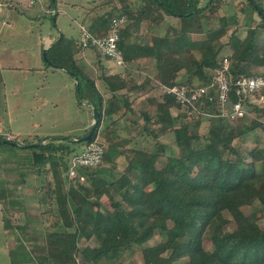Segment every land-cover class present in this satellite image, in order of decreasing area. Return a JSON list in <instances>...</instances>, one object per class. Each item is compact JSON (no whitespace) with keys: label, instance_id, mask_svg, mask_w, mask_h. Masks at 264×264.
<instances>
[{"label":"trees","instance_id":"trees-1","mask_svg":"<svg viewBox=\"0 0 264 264\" xmlns=\"http://www.w3.org/2000/svg\"><path fill=\"white\" fill-rule=\"evenodd\" d=\"M50 1V7L55 9V1ZM255 2L264 12V7ZM223 3L224 0H142L132 13L129 5L123 4L116 12L96 15L86 26L104 35L110 30L111 17L119 13L137 24L146 20L153 28L162 23L165 14L177 17L178 24H169L165 33L156 34L151 42L131 38L132 23L127 22L121 30L119 46L126 61L153 58L160 83H212L224 55L230 59L234 78L256 74L254 68L264 65V41L260 39L264 17L246 0L251 7V11L242 7L247 19L246 34L242 37L234 30L225 41L228 27L238 24L240 15L222 14ZM252 11L260 16L256 24ZM53 14L57 16L58 12ZM227 44L231 51L223 52ZM82 49L78 39L63 33L47 48V55L58 67L78 76L79 103L86 100L98 108L95 132L89 140L80 142L88 143L98 136L106 116L116 122L133 110L130 91L140 84L124 91L129 86L128 76L121 72L102 73L105 88L110 91L105 96L95 77L80 64L77 55ZM183 69L189 76L179 81ZM259 97L260 93L256 94ZM232 98L236 99L234 91ZM203 101L204 109L220 107L214 88L203 96ZM155 103L154 114L142 112L143 130L156 139V147L126 146L125 142L132 138L107 137L109 144L102 162L111 163L105 169L113 172L119 166V155L127 160L123 172L113 179L103 173L101 163L81 166L84 180L80 176L70 178V161L77 148L67 142L69 135L38 136L19 145L12 143L19 142L18 137L9 139L0 133L1 151H27L31 169L45 174L44 183L38 188L43 232L31 229L28 221L11 216L10 208L18 206L3 209L4 226L15 238L9 249L11 264H90L102 260L119 264L123 253L134 243L142 247L144 264H264V226L260 223L264 217V146L257 144L244 155L235 145V139H242L256 126L264 128V103L248 100L249 113L235 120L233 126L223 117L192 111L164 91ZM251 106L254 118L249 119ZM119 112L121 115L115 118ZM195 114L197 121L193 122ZM205 117L210 122L203 135L200 124ZM167 135L180 148L179 153H166L167 143L162 137ZM33 142L39 144L29 146ZM161 156L166 160L159 165ZM4 161L8 162V158L3 156ZM13 161L21 162L19 158ZM19 174L24 182L25 172ZM114 191L121 197L117 198ZM105 195L110 206L104 205ZM7 196V189L2 187L0 200ZM10 202L21 204L17 210L25 208L20 198ZM206 234L211 239L209 246L204 244ZM153 238L156 243L151 242ZM82 239H95V244L89 242L82 247Z\"/></svg>","mask_w":264,"mask_h":264},{"label":"rangeland","instance_id":"rangeland-1","mask_svg":"<svg viewBox=\"0 0 264 264\" xmlns=\"http://www.w3.org/2000/svg\"><path fill=\"white\" fill-rule=\"evenodd\" d=\"M264 7V0H257ZM29 0H19L17 6L10 7L2 14L3 23H0V68L3 74L4 81L0 82V117L3 123L0 122L1 132L8 136L6 131L13 120L15 126H28L32 129V125H36V131H40L41 136L53 135H69L72 138H77L86 134L93 121L94 110L86 100L79 103L77 96V80L67 69L46 65L44 62L43 49L49 46L48 38L56 40L60 31L67 36H78L81 29V22L90 15H100L104 12H116V9L123 4H128L130 12L136 11L142 0H55L53 7L58 15L56 23L53 20V13L50 7V0H37L33 4L28 3ZM123 2V3H122ZM221 7V13L231 15L237 13L240 15V22L228 27L227 33L223 39L227 41L235 30L239 36H244L248 26L245 24L247 19L242 7L251 11V7L246 4V0H224ZM256 24L260 21V16L256 11H252ZM128 15L129 12H128ZM165 19L156 27H151L146 20L139 24L128 19L127 22L132 23L130 26L134 31L131 38L135 40L151 42L156 34L165 33L169 24H178L179 19L173 15L165 14ZM12 22L13 26L9 23ZM217 25V23H216ZM155 26V25H154ZM261 41H264V33H261ZM80 36V35H79ZM231 46L227 44L223 52H230ZM82 52V51H81ZM98 53V56H97ZM93 53L94 57L91 60L83 59L81 64L84 66L87 73L95 77L96 82L105 96L110 95V91L105 88V83L101 74H111L117 69L123 68L121 74L128 76L129 86L124 89L131 90L132 85L138 86L130 91V95L134 96L133 110L126 115H121V112L115 114V118L120 116L119 120L114 122L111 116H106L103 119L99 129L98 138L103 140L105 146H108L107 137L111 138H132L131 142H125L126 146H139L145 148L156 147V139L143 130L145 117L143 110H148L150 113L156 112V101L163 95L160 83L156 76L155 61L151 57L139 58L131 63L125 64V67L120 65L105 66L99 63V52ZM97 60V61H95ZM112 60V59H111ZM95 61V62H93ZM255 73L264 72V65H259L254 68ZM189 73L183 69L178 75L179 81L187 80ZM136 84V85H135ZM250 107L249 119L254 118V112ZM177 112V109H174ZM196 114L193 122L197 120ZM33 120L34 122H32ZM31 122V126L30 123ZM209 119H202L200 124V133L206 135L208 132ZM228 125H234L235 121H227ZM32 127V128H31ZM34 128V129H35ZM37 136L27 132H21L18 136L20 143L34 141ZM12 138H15L12 135ZM167 143L166 153L177 154L180 148L173 142L171 135L162 137ZM59 141V140H58ZM64 141V140H62ZM206 142L205 138H202ZM70 146L76 150H81L86 143H80L75 140L67 141ZM260 144L264 146V128L256 126L254 129L247 132L242 139H235V145L240 151L247 155L252 147ZM17 154H12L9 151L0 150V189H7V198L0 200V264H11L9 249L15 244L14 234L11 230L5 228L3 223V209L18 206L13 205L10 200L20 198L24 201V209L10 208L12 217L28 221L31 229H36L38 232L44 231L43 222L41 221V208L39 204L40 193L38 188L44 183L45 174L37 173L31 169V164L26 160L27 151L18 150ZM28 155V154H27ZM3 156L8 158V162H3ZM20 159L21 162L14 163L15 159ZM119 166L110 172L106 170L111 162H101L100 168H104L103 173L109 179L119 176L127 163L124 155L116 157ZM7 160V159H6ZM165 156H161L158 164L165 163ZM10 162V163H9ZM18 167V168H14ZM20 171L25 172V181L21 182ZM117 198L120 194L114 191ZM104 205L110 206L108 196H103ZM14 210V211H13ZM260 223L264 226V217L260 219ZM95 244L93 240H81V246ZM156 243V239L151 240ZM205 246L211 244L209 234L204 236ZM141 245L134 243L123 253L119 264H144ZM90 264H110L106 260L100 263Z\"/></svg>","mask_w":264,"mask_h":264},{"label":"built area","instance_id":"built-area-1","mask_svg":"<svg viewBox=\"0 0 264 264\" xmlns=\"http://www.w3.org/2000/svg\"><path fill=\"white\" fill-rule=\"evenodd\" d=\"M37 0H29L31 4ZM52 13L55 9H51ZM128 17L124 13L115 14L110 20V30L104 35L92 32L88 26L82 25L79 36V43L83 48H94L103 55L112 59L117 65L123 66L126 63L123 50L119 46L121 30L127 24ZM162 90L172 94L182 104L191 107V110L208 116H220L226 120L235 121L247 113L248 100L264 103V73L243 75L234 78L231 73V62L228 56L224 55L220 65L215 69L212 83L205 85H189L186 83L166 84L162 83ZM211 88L217 92L219 109H204L203 96L207 95ZM236 99L232 98V93ZM260 93L257 99L256 94ZM7 138L12 139L8 134ZM105 144L103 140L96 137L77 150L71 157L68 175L70 178L80 176L81 166L95 167L103 160ZM85 179L84 175L80 176Z\"/></svg>","mask_w":264,"mask_h":264},{"label":"crops","instance_id":"crops-1","mask_svg":"<svg viewBox=\"0 0 264 264\" xmlns=\"http://www.w3.org/2000/svg\"><path fill=\"white\" fill-rule=\"evenodd\" d=\"M19 2V0H0V23L2 22L3 23V18H4V16L2 17V14L4 13V12H6L10 7H14V6H17L16 5V3H18ZM29 4H31L30 2H28ZM52 9V8H51ZM96 15H90V17H89V19L88 18H85L86 20H84V21H82L80 24H81V27H82V25H90V23H91V21L93 20V18L95 17ZM11 25L13 24L12 22H9ZM14 25V24H13ZM12 25V26H13ZM81 27H80V29H81ZM79 35H80V33L78 34V36H72V37H75L76 39H79ZM0 40H1V38H0ZM54 40L52 39V38H48V45L50 46L51 45V43L53 42ZM49 46H47V48L49 47ZM44 50V49H43ZM98 52V50H96V49H94V48H84V49H82V52L80 51L79 53H78V55H77V57L79 58V60H80V64H81V60H83V59H87V60H91L90 58H92V57H94V54L93 53H97ZM97 56H98V53H97ZM99 58H101V61L99 62V63H101L102 64V66L103 67H105V66H109V65H115V63L113 62V60H111L110 58H108V57H105L104 55H101V56H99ZM99 60V59H98ZM92 61V60H91ZM95 61H97V60H95ZM95 61H93V62H95ZM45 62V61H44ZM127 62V61H126ZM127 63H131V62H127ZM126 64V63H125ZM85 66V65H84ZM56 67H58V66H56ZM122 67H125V65H123ZM62 68V67H61ZM123 71V68H121V69H117V70H115V71H113L112 73H115V72H122ZM0 74L2 75V80L0 81V82H2V81H4V79H3V74H2V71H1V68H0ZM160 99V98H159ZM158 99V100H159ZM131 100L133 101L134 100V96L132 95L131 96ZM134 104V103H133ZM263 104V103H262ZM10 121H11V123H10V125H9V128H8V130L6 131V133L8 132L9 134H11V135H14L15 136V138L16 137H18L20 134H21V132H27L29 135H31V134H33V135H35V136H41L40 134H39V132L40 131H36L37 129L35 128V126H37V124L34 126V125H32V129H30L29 128V124H28V126H26V127H24V126H15L14 124H13V120L12 119H10ZM32 122H34L33 120H31ZM0 122L1 123H3V119H2V117H0ZM29 123H30V126H31V122L29 121ZM35 128V129H34ZM0 131L1 132H5V131H2L1 129H0ZM49 134H47V136H48Z\"/></svg>","mask_w":264,"mask_h":264},{"label":"water","instance_id":"water-1","mask_svg":"<svg viewBox=\"0 0 264 264\" xmlns=\"http://www.w3.org/2000/svg\"><path fill=\"white\" fill-rule=\"evenodd\" d=\"M53 1H55V0H53ZM250 1H251V2L254 4V6L257 8L258 12L264 17V12L261 10V8L259 7V5L255 2V0H250ZM170 11H171V12H175V13H179V12H177V11H174L173 9H170ZM52 17H53L54 22L56 23V17H57L56 14H53ZM62 35H63V32L60 31V35H59V37H62ZM43 56H44L45 61H49V62H51V64H52L53 66H59V65H57L56 63H53L52 61H50V60L48 59V55H47V47L44 48V50H43ZM74 76H75V78H76V80H77L78 89H79V80H78V76H77V75H74ZM93 110H94V121H93V123H92V125H91L89 131H88L86 134L81 135V136H79V137H77V138H72V137H71L70 140H75V141H77V142H82V141H85V140H89V139L92 137L93 133L95 132L96 126H97V119H98V113H99L97 106H93ZM6 141H8V140H6ZM12 143H16V144L22 145V144L19 143V142H12ZM37 144H39V142H33V143H30L29 146H34V145H37Z\"/></svg>","mask_w":264,"mask_h":264}]
</instances>
